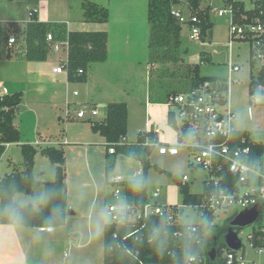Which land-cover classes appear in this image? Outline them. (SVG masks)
<instances>
[{"label":"rangeland","instance_id":"obj_1","mask_svg":"<svg viewBox=\"0 0 264 264\" xmlns=\"http://www.w3.org/2000/svg\"><path fill=\"white\" fill-rule=\"evenodd\" d=\"M92 1L100 6L107 7L108 0ZM199 1L202 10L208 8L210 11V19L214 24L211 39L192 41L189 28L182 26L178 39L171 40L170 36L168 42L162 44L159 42L155 46L152 58L149 57L148 61H145L144 57L143 60L146 63L143 66L144 68L135 70V74L132 73V75L125 73L117 75L114 86L107 90L104 89L103 93H101L100 86H97V84L96 86L92 85L94 87L92 88L91 84L86 86L83 83H76L70 94L73 95V92L77 91L79 97L76 98V103L71 106V119L79 109L89 111L93 106L92 103L96 102V97L101 100L127 102L129 122L127 137L130 143L137 142L138 133L154 126L159 132V141L162 144L177 145L178 130L169 123L171 107L168 105V95L173 91H180L184 88L183 86L189 78L187 77V74H189L188 69L196 65L200 66L202 76L225 79L229 76V63H234L241 67V70L234 74L235 79H239V83L233 84L231 88L230 104L232 111L236 114L235 127L248 131L257 142L264 144V95L260 96L255 102L252 101L250 96L249 43L232 40L233 44L231 47L229 46L231 41V16L230 14L219 16L218 12L215 11L225 7V0ZM73 6L74 16L72 17L77 20V18L82 17V9L77 8L76 2ZM177 7L185 13L189 12V8L185 5H177ZM246 7L251 9L253 5L248 1ZM14 12L15 16L28 18V12L25 9L21 10L19 8ZM90 25L91 30H105L103 24L90 23ZM73 28H78V25ZM149 33L151 36L150 24L148 26L150 42ZM143 54L145 55L144 51ZM67 56L66 48L60 52L50 51L48 60L59 63L62 59L65 61ZM4 57L5 51L0 49V81L5 84L4 92L11 94L26 90L29 79L28 73L31 70L30 62L17 60V56L12 58L14 60H6ZM204 57L211 58V62L203 61ZM149 92L151 93L150 101L148 98ZM87 94L88 104H85L83 100L87 98ZM148 102H152L149 107H147ZM29 103L28 99H25L17 116L18 123L24 121L22 124H24L26 137L30 136V128L32 127L31 115L28 114ZM249 108H251V111ZM67 111V105L59 103L56 118H52L53 115L46 118L42 126L49 136L48 145L63 148L66 151L68 202L71 205L69 210H72L75 214L77 213V215H68L72 216L73 222L71 221L70 224L67 223L66 225H71L72 230H76L82 222H85L83 220L84 216L88 217L91 214L93 218L101 207L115 204L117 199L114 198L113 192L119 189V185L110 183L115 176L113 173L126 177L128 172H136L137 169L143 170V165L137 158L128 161L125 159L127 156L118 155L115 167L106 175L107 146L105 145L107 143L105 138L93 132L90 122L91 116L88 112L84 119L68 120ZM98 111L99 115L91 118L93 121H101L105 118L106 108L98 106ZM60 116L63 118L62 121H59ZM64 130L65 133L62 132ZM63 134H65V137L62 136ZM66 137L67 139H65ZM17 144L19 143H13L0 160V180L15 170H24L22 145ZM35 147L39 149L38 146ZM180 152L179 156L160 155L157 150L151 154L149 158L151 168L147 174V177L151 180L148 193L152 194L155 189L159 188L161 190L159 203L181 207L183 208L181 209L182 214L191 213L199 218L195 207L184 204V196L178 181L187 176L189 178L187 182L189 191L193 194H200L203 192V182L208 175L206 172L195 169L190 165L192 158L186 149L181 147ZM121 162H124L123 169H121ZM262 168L264 169V157ZM34 174L38 180L53 182L56 178V169L48 158L39 153L36 156ZM40 190H43V188ZM24 196L27 197L28 195ZM241 211L230 209L227 213L221 212V218L215 232L205 236L203 248L206 252H210L220 245L225 244L228 246V237L233 236L241 242V248L237 251L238 256H244L248 264H264V251L259 253L257 249L253 248L251 246L252 240L249 238L253 234L254 228L264 224V209L255 225L242 229L232 227L231 219ZM72 230L69 229L68 234H75ZM68 239V242L51 245L49 252L43 251L38 255L39 259L43 262L51 260L52 262L63 263L66 261L68 264H73L71 262L77 261L82 250H79L75 242L70 240L69 235ZM102 245L103 236L96 239L93 247L88 249L90 262L102 264ZM45 254L46 257H44ZM206 260L208 263L210 262L209 258ZM209 264L224 263L218 260L216 263L210 262Z\"/></svg>","mask_w":264,"mask_h":264},{"label":"trees","instance_id":"obj_2","mask_svg":"<svg viewBox=\"0 0 264 264\" xmlns=\"http://www.w3.org/2000/svg\"><path fill=\"white\" fill-rule=\"evenodd\" d=\"M12 1V0H11ZM148 20L151 25L150 36V55L153 57L154 48L160 42H168L167 40L178 39L182 26L179 21L172 16L171 11L174 6L179 5L177 0H148ZM255 8L247 10L243 2L235 3V20L237 22H250L254 20H260L264 23V0L253 1ZM192 10L198 13L206 20L201 39H211L213 36L214 24L210 19V11L208 8L202 10L200 8L199 0H191L189 3ZM84 21L87 23L106 24L110 18V12L107 7L100 6L98 3L85 0L82 4ZM247 17V20H243V17ZM17 35V47L15 50L5 54V59H11L14 56L22 57L29 62H45L48 59L50 53V43L47 41V36L52 34L54 42L68 41V56L66 62L67 77L71 83H86L88 81L89 70L92 64L105 63L108 61V32L107 30H94V31H81V30H69L68 25L64 22H42L37 17L31 19L23 26L17 25L15 28ZM171 36L170 39H168ZM14 52V53H12ZM17 52V53H16ZM203 61L211 62V58L204 57ZM202 61V62H203ZM254 65V64H253ZM187 77L188 81L180 91H173L168 95V99L178 95L181 92L193 89L205 82L221 83L223 78L217 77H205L201 75L200 66L196 65L191 69H188ZM187 80V79H186ZM219 83V85H221ZM259 83L264 84V70L259 71ZM258 85L257 82L250 81V96L254 94L261 95L254 88ZM225 89V84H222L220 90ZM151 97V93H150ZM23 101V92H16L13 94H5L0 97V160L6 153V144L20 143L21 132L15 126L14 120L16 118L17 111ZM172 117L169 113V123H173ZM92 124V130L96 134H100L105 138L107 147L110 143H115L128 135V105L126 102H112L106 107V116L103 120L90 121ZM149 133H153L152 131ZM146 133L140 132L136 143H128L123 147H119L117 155L106 156V175H108L116 165L117 156H133L137 158L143 165V176L147 177L148 171L151 168L150 156L153 153L152 147H146L143 145L144 137ZM239 135L251 137L252 135L248 131H241ZM252 156L251 162L256 165L262 164L264 157V144L252 143ZM22 155L24 158V170L14 171L7 174L0 180V189L10 190L16 189L19 193L24 195H31L34 191L41 188H54L58 195L54 204H61L67 209L68 218V185H67V156L66 151L63 148H57L55 146H47L39 149L31 144H23L21 146ZM41 153L48 158L56 169V178L53 182H41L36 179L34 174V168L36 164V156ZM165 172V171H162ZM181 192L184 196V204L186 206H195L203 201L208 194V190L204 188L200 194H193L189 191L188 185L182 184L178 181ZM122 188L127 197L129 203L135 211L140 210L148 199V187L142 192H133L128 187L127 181L122 184ZM51 204L43 211L35 214H30L26 218L25 228H41L49 227L48 217L51 210ZM66 220L58 225L56 228L65 226ZM159 216H152L143 221L131 222L128 228H124L117 224H110L104 231V247L106 243L117 244L122 242V238L128 233L139 230L142 227L141 233L147 232L148 226L160 219ZM211 219V218H210ZM208 218V221L210 222ZM2 225H12L6 218H0ZM173 231L177 233L178 238L181 232L180 225H171ZM217 226L211 225V230L207 232H201L199 235L201 243L197 245L195 253V262L193 264H209L216 263L218 260L224 263L222 254L225 244L220 245L217 249V255L215 262H212L209 258V252H206L203 248L205 236L215 232ZM117 233L118 239H114L113 235ZM261 234L260 230L254 228L253 230V242L255 246H260L261 242L258 237ZM131 249V253L126 252L122 257L117 253L111 254L104 251L103 264H182V257L180 256V250L176 244L170 245L167 252L164 255H160L154 251L146 240L139 241L130 239L127 242ZM139 255L136 256V253ZM209 258L210 262H207Z\"/></svg>","mask_w":264,"mask_h":264},{"label":"built area","instance_id":"obj_3","mask_svg":"<svg viewBox=\"0 0 264 264\" xmlns=\"http://www.w3.org/2000/svg\"><path fill=\"white\" fill-rule=\"evenodd\" d=\"M191 0H177L179 5L187 6L189 12L185 13L178 9L177 6L172 8L171 14L175 17L181 26H187L190 31V39L192 41L202 40L201 35L205 26L206 20L198 13H195L189 2ZM211 1V0H207ZM250 2L255 8L253 1L255 0H225V7L216 9L219 16L230 14V38L229 46L233 44L232 40L245 41L249 43L250 59L249 65L251 69L250 81L257 82L258 85L254 88L261 95L254 94L252 101L258 100L264 95V84L259 83V71L264 70V23L260 20H252L250 22H237L235 20V3L243 2L246 7V2ZM251 8V9H253ZM247 10L248 9L246 7ZM39 13L38 8H34L29 12L30 20L35 18ZM247 20V17H243ZM15 22L0 20V49L5 51V54L11 52L17 47V35L15 32ZM47 41L50 43V51L60 52L65 50L68 52L69 44L65 42H54L52 34L47 36ZM66 62L61 61V64L53 68V73L67 74ZM254 64V65H253ZM241 67L234 63H229V76L219 83L205 82L193 89L181 92L178 95L171 97L168 105L171 107L170 115L172 117V125L178 130V144L165 145L159 141L157 132L153 134L147 133L144 137L143 145L152 147L153 152L157 150L160 155L179 156L180 148L187 150L192 158L190 165L195 169L202 170L207 173V178L203 182V188L208 190V194L203 201L193 207L197 211L200 219L208 218L213 226H217L220 220V213H227L230 209L234 210H251L262 205L261 213L264 209V169L262 164H257L253 171H245L238 166L237 161L251 162L252 143L257 142L252 136L246 137L239 135L241 129L234 132H229V128L235 126L236 114L231 109L230 98L231 88L235 83H239V79H235L234 74L239 72ZM225 84V89L222 88ZM5 90V89H4ZM76 96L78 92L74 93ZM5 92L0 91V97L4 96ZM68 119L71 112L68 110ZM91 117L99 115L97 109L90 110ZM87 115L86 110L77 112L79 119H84ZM196 132V140L191 144H184V136L189 131ZM128 143V137H123L115 143L108 144L109 155H117L119 147H123ZM6 149L10 144H6ZM140 175H143V170L137 169ZM182 184L189 181L187 176L181 180ZM126 182L123 175H116L111 180V184L119 185V189L113 192L114 198L118 199L125 196L122 184ZM204 190V189H203ZM161 190L155 189L152 194L148 193L147 202L144 206L135 211L132 207L131 222L143 221L152 216H166L170 225H179L178 221L182 215L183 208L171 205H162L159 203ZM114 204L109 205V207ZM240 212V213H241ZM236 213L232 219L238 214ZM260 213V214H261ZM231 219V220H232ZM112 224H116L113 222ZM118 225V224H117ZM261 234L258 239L261 242L260 246H255L253 242V234L249 236L252 240L251 246L259 253L264 251V224L257 227ZM41 231L51 232L50 227H41ZM142 227L139 230L128 233L122 238V242L118 245H123L127 248V252L131 253V249L127 242L130 239L142 241L141 238L145 233H141ZM118 234L113 235L114 239H118ZM139 252L136 253V256ZM224 264H248L244 256H238L237 251L226 246L222 254ZM196 258L191 260L189 264H193ZM144 264V263H140Z\"/></svg>","mask_w":264,"mask_h":264},{"label":"crops","instance_id":"obj_4","mask_svg":"<svg viewBox=\"0 0 264 264\" xmlns=\"http://www.w3.org/2000/svg\"><path fill=\"white\" fill-rule=\"evenodd\" d=\"M84 1L85 0H0V20L15 22L16 25H19L21 27L25 23L30 21V10L38 8L39 13L36 15V17L42 22H64L68 25L69 30L94 31L91 30L92 28L90 23H85L83 21L84 16L82 4ZM75 2L77 3V8L82 9V17H80L79 19L77 18V20H74V18L72 17L74 16L73 4ZM148 5V0L107 1L110 18L108 23L103 25H105V30H107L108 32V61L105 63L93 64L89 70L88 81L86 83H83V85L87 86L91 84V86H96L97 84V86H100L101 93H103L104 89L107 90L114 86L117 75L124 73L127 75H132V73L135 74V70L144 68L143 66H145L144 64H146L143 60L144 57L145 61H148L149 57H151V55H149L150 42L148 37V26L150 23L148 20ZM19 8L21 10L25 9L28 12L27 19L21 18L18 15L15 16L14 11ZM77 25L78 28H73ZM143 51L145 52V55L143 54ZM17 60L26 61L22 57H18ZM38 63L39 62L29 63L31 70L28 73V87L26 88V90L19 91L23 92V101L17 111L14 123L21 132V142L17 145L20 146L23 144H31L33 146L44 148L49 146V136L42 126L43 121L46 118L51 117L52 115V118H56L55 115H57V105H59V103L66 104L68 110L71 112V106L73 103H76V98L79 97V94L77 96L74 94L77 91H74L73 95L70 94V91L73 89V86L76 83L69 82L66 73H53V68L60 65L61 61H59V63H56L51 62L47 59L45 62H40L39 64ZM147 63L149 64V62ZM147 73L150 74L149 72ZM4 87L5 84L0 81V91H4ZM92 88L94 87L92 86ZM148 98L150 101V92L148 94ZM25 99H28V101L30 102L28 114L31 115L32 119V127L30 128L31 132L30 136L28 137L25 136L24 124H22L24 123V121H20L21 123L17 122L18 113L20 112ZM112 102L118 101L101 100L100 98L96 97V102L92 103L93 106L92 108H90V110H98V106L106 108L107 105ZM83 103L88 104V94L87 98L83 100ZM151 103L152 102H148L147 107L151 106ZM81 110L85 109H79L78 111ZM90 110L86 111L90 114ZM249 110L251 111V108H249ZM77 112L76 114H73L72 119L71 112V116L68 120L79 119L77 117ZM91 118L92 117H90V121H92ZM62 120L63 118L60 116L59 121ZM151 131L154 133L158 130L154 126H151L148 130L143 131L142 133L147 134ZM62 132L65 133V130ZM62 136L65 137V134H63ZM157 137L159 138V132L157 133ZM65 139H67V137ZM12 145L13 143H10V147ZM107 155H109L108 147L106 156ZM39 181L46 182L42 180ZM68 206L71 207L69 202ZM73 215H77V213H74ZM71 217L72 216H68L66 224H70L71 221L73 222ZM83 218L85 222H82V224L78 228H76V230H72L73 227L71 225L67 226L65 224V226L55 228V230L51 232L41 231L40 228H21L14 225H2L0 223V264H68L66 261H64L63 263L52 262L51 260H48V262H43L38 257V255L43 253V251L46 253L49 252V247H51V245L54 246L60 244L61 242H68V235L70 240L75 242L77 248L79 250H82L81 255L77 258V261L71 263H97L90 262L91 260L88 252V249L90 247H93L95 241L89 236L92 222L91 214H89L88 217L84 216ZM69 229L70 231H74L75 234H68ZM104 236L105 235L103 234V260L105 251ZM44 257H46V254Z\"/></svg>","mask_w":264,"mask_h":264},{"label":"clouds","instance_id":"obj_5","mask_svg":"<svg viewBox=\"0 0 264 264\" xmlns=\"http://www.w3.org/2000/svg\"><path fill=\"white\" fill-rule=\"evenodd\" d=\"M235 130V126L229 128L230 133ZM195 140L196 132L193 130H189L184 136L185 145L194 143ZM125 159L131 161L134 157L128 156ZM237 164L245 171H253L257 167L254 162L237 161ZM123 168L124 162H121V169ZM116 178L119 179V175H116ZM125 179L130 190L137 193L144 191L151 182L149 177L140 175L138 172H128ZM57 195L58 193L54 188L37 190L27 197L14 188L10 190L0 189V218H6L12 225L22 228L25 226L28 215L39 213L51 204L48 224L51 230H55L67 218V209L61 204L53 203ZM131 207L125 196L119 197L114 206L101 207L92 218L90 238L93 240L100 239L106 227L113 222L128 228L132 219ZM178 223L181 228L179 238L177 233L173 231L167 217L163 216L148 226L147 232L141 240H146L160 255H164L170 245L176 244L180 250L182 264H189L195 258L197 245L201 243L200 233L210 231L211 223L207 218L200 219L191 213L182 214ZM105 252L109 254L115 252L123 257L127 248L123 245L106 243Z\"/></svg>","mask_w":264,"mask_h":264},{"label":"water","instance_id":"obj_6","mask_svg":"<svg viewBox=\"0 0 264 264\" xmlns=\"http://www.w3.org/2000/svg\"><path fill=\"white\" fill-rule=\"evenodd\" d=\"M262 205L259 204L257 207L246 210L238 214L234 219L231 220V226L239 229L246 228L251 225H255L260 217ZM74 212L72 210L68 211V215H73ZM229 244L228 247L232 250L238 251L241 248V242L237 241L233 236L228 237ZM216 249H213L209 252V258L212 262L216 260Z\"/></svg>","mask_w":264,"mask_h":264}]
</instances>
